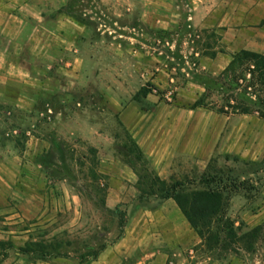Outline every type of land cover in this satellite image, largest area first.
Masks as SVG:
<instances>
[{
    "label": "rangeland",
    "instance_id": "1",
    "mask_svg": "<svg viewBox=\"0 0 264 264\" xmlns=\"http://www.w3.org/2000/svg\"><path fill=\"white\" fill-rule=\"evenodd\" d=\"M259 2L264 7V0H67L58 7L84 25L75 40L80 51L61 53L58 36L44 37L53 51L30 56L34 75L44 79L55 72L45 65L60 62L91 64L34 86L31 112L0 100V192L28 172L36 192L28 203L40 207L25 220L11 201L0 206V240L62 243V258L24 257L27 264H264V120L190 110L233 54H264ZM151 21L162 26L150 29ZM142 87L149 94L134 101ZM126 133L167 184L221 195L213 224L218 246H202L172 200L140 196L146 189L136 174L145 167L136 163L134 172L123 162V147L131 149ZM90 147L98 182L91 179ZM159 147L174 154L161 169L151 160ZM102 246L96 263L78 261Z\"/></svg>",
    "mask_w": 264,
    "mask_h": 264
},
{
    "label": "trees",
    "instance_id": "2",
    "mask_svg": "<svg viewBox=\"0 0 264 264\" xmlns=\"http://www.w3.org/2000/svg\"><path fill=\"white\" fill-rule=\"evenodd\" d=\"M159 35L166 34L165 31H158ZM214 36L213 33H211ZM220 42V39L218 40ZM215 53H211L213 59ZM149 90L145 87L134 95L133 100L137 101L139 96L145 98ZM214 99H216L214 101ZM206 109L216 114L229 116H254L264 120V54L240 50L230 57L229 62L220 74L213 79L212 85L204 87L190 110ZM131 149H126L123 162L135 172V164L140 163L145 167L144 174H136L137 186L140 189V196L146 199L159 201L172 200L190 229L200 239L201 245L207 250H212L219 244V235L214 231L213 224L219 215L222 207L221 195L216 191H193L187 192L184 185L180 183L167 184L147 167V161L143 152L126 133ZM134 154L133 160L130 158ZM91 168V179L98 182L101 178L94 172L98 162L95 158L96 150L88 149ZM125 222L120 218L118 239L122 237ZM63 247L60 241L32 240L30 237L21 247L14 248L11 242L0 240V264L8 258L10 251H15L23 257H35L38 260L51 258H62L60 250ZM106 249L102 246L97 252H87L78 260L83 263L87 260L95 262L98 256Z\"/></svg>",
    "mask_w": 264,
    "mask_h": 264
},
{
    "label": "crops",
    "instance_id": "3",
    "mask_svg": "<svg viewBox=\"0 0 264 264\" xmlns=\"http://www.w3.org/2000/svg\"><path fill=\"white\" fill-rule=\"evenodd\" d=\"M49 1L0 0V39L2 40L0 45V100L9 106L23 110L24 113L32 110V101L36 99L33 95L34 86L38 84L39 86L37 87L40 88L44 85L53 84L58 81L54 78L57 73L66 74L67 71H71L75 75L77 70L80 71L91 64L89 61L86 62L82 59H77L75 64L60 62L56 63V66L45 65V68L54 69L55 72L50 75L49 73L47 75L46 72L43 75L44 79H38V74L34 75V65L30 56H34L35 52H42L43 50L53 51L51 43L44 40V37L58 36L59 40L64 42L57 49L61 53L66 51L73 52V50L74 53H78L80 46L76 44L75 40L85 29L84 25L79 24L71 15H67L63 11L57 12L58 7L64 6L67 0H52L56 1V3L58 2V4L53 2L52 5H49ZM261 4L259 2L255 5L256 15H264V7ZM52 6H56L54 10L57 13L49 15L52 12ZM155 12V15H160L159 11ZM32 18L35 20V26L31 29L28 26V22ZM140 21L143 23L144 19L140 18ZM150 26V29H155L160 28L162 24H160V21H151ZM64 81L65 83L67 82L66 80ZM48 111L50 112V110ZM158 149L159 151L156 154L151 155L152 162L160 169L163 166H169L173 162L172 158L174 157L171 149L168 154L165 147L162 149L159 147ZM31 181L30 174L21 170L17 178L16 176L12 178V187L9 188V191L0 192V206L11 201L18 208L22 219L31 220L36 217L40 207H32L28 203L36 200V192L30 189ZM174 216L182 222L184 226L182 229L187 231V227L184 225V221H181L180 215L176 213ZM178 244L181 243L179 242ZM12 245L14 248L21 247V245H14L13 241ZM186 245H188L187 242L182 243V246ZM1 264L27 263L24 262L23 256L12 251V255L8 254V258Z\"/></svg>",
    "mask_w": 264,
    "mask_h": 264
}]
</instances>
